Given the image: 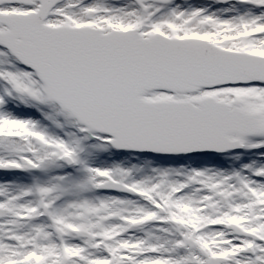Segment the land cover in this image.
Listing matches in <instances>:
<instances>
[{
  "label": "snow or ice",
  "instance_id": "6c2138e0",
  "mask_svg": "<svg viewBox=\"0 0 264 264\" xmlns=\"http://www.w3.org/2000/svg\"><path fill=\"white\" fill-rule=\"evenodd\" d=\"M0 264H264V0H0Z\"/></svg>",
  "mask_w": 264,
  "mask_h": 264
}]
</instances>
